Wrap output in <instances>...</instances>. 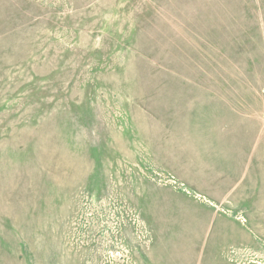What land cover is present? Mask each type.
Wrapping results in <instances>:
<instances>
[{
	"label": "rangeland",
	"instance_id": "374dc122",
	"mask_svg": "<svg viewBox=\"0 0 264 264\" xmlns=\"http://www.w3.org/2000/svg\"><path fill=\"white\" fill-rule=\"evenodd\" d=\"M0 264H264V0H0Z\"/></svg>",
	"mask_w": 264,
	"mask_h": 264
}]
</instances>
